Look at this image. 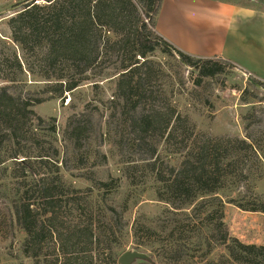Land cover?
<instances>
[{
  "label": "trees",
  "instance_id": "1",
  "mask_svg": "<svg viewBox=\"0 0 264 264\" xmlns=\"http://www.w3.org/2000/svg\"><path fill=\"white\" fill-rule=\"evenodd\" d=\"M36 1L20 2L22 8L7 19L6 25L10 41L21 52L41 53L38 75L45 82L44 87L21 95L11 92L7 84L0 86V152L6 143L13 150L8 159H0V165L11 161L14 173H18L15 178L28 189L19 194L13 206L16 224L25 234L24 257L32 259L33 264L117 262L108 223L95 220L91 206L78 197L77 191H70L63 184L60 152L53 147L56 139L46 142L39 137V132L55 136L54 120L45 121L32 110L49 100L63 102L81 84L101 77L106 69L101 64L114 60V92L110 101L114 112L110 117L118 116L122 135L124 127L127 130L120 144L131 143L147 158L142 168L158 185L157 200L168 206L165 223L136 225L134 234L146 232L157 264H264V247L231 237L223 220L226 204L244 212L264 214L263 196L257 197L258 202H241L227 191V182L235 177L229 171L234 164V145L243 153L252 151V145L196 134L160 88L154 91L163 71L150 57L156 52L173 57L196 74L195 86L225 75L235 66L220 57H193L162 38L156 31L162 0ZM245 1L263 11L259 6L264 5V0H257L258 6L254 0ZM110 34L116 39L106 36ZM23 67L14 52V70L0 77V81L16 84L19 76H24ZM26 71L30 73V68ZM248 80L264 90L262 81L252 75H248ZM86 111L71 117L63 132L77 154L91 134L100 131H93L90 122L95 109ZM29 142L35 143V154L23 149V144ZM161 143L166 153L180 157L177 166L159 161L156 154ZM35 174L39 175L35 178ZM28 178L31 187L27 185ZM235 178L247 180V175L240 171ZM93 182L97 191L104 192L103 200H107L112 183L117 180Z\"/></svg>",
  "mask_w": 264,
  "mask_h": 264
},
{
  "label": "rangeland",
  "instance_id": "2",
  "mask_svg": "<svg viewBox=\"0 0 264 264\" xmlns=\"http://www.w3.org/2000/svg\"><path fill=\"white\" fill-rule=\"evenodd\" d=\"M22 1L24 0H0V77L10 75L14 70V52L24 65V76H19L16 84L0 81V86L7 84L11 87V92L25 95L41 91L45 82L38 75L42 65L41 53L34 50L25 54L9 39L10 31L6 21L22 8L19 5ZM186 1L175 0L177 8L173 16L169 10L171 4L165 0V7L157 19L158 34L165 37H171L172 34L197 43L202 36L200 32L203 31L204 41L201 42L204 54H210L211 49L217 47V51L222 52V58L234 59L240 68L235 66L225 75L213 80H203L200 86H195L194 72L179 64L173 57L156 52L150 60L160 64L163 73L153 86L154 91L157 92L160 88L176 111L187 118L196 134L224 141H246L252 145L253 149L248 153H243L239 146L234 145V164L229 171L235 177L241 171L247 175V180L233 177V180L227 182V191H230L231 197L241 202H258L257 197H264V90L251 84L248 80L250 74L244 70L254 72L264 81V25L260 21H248L245 11L225 15L215 13L211 16L214 11L205 2ZM224 1L251 6L245 0ZM36 3L40 1L37 0ZM258 3L254 0L255 5ZM259 7L264 11V5ZM208 18L215 22V26L210 28L208 24L203 28L202 23H208ZM197 29L200 30L199 33ZM106 36L111 40L116 39L112 34ZM210 45L213 48L210 49ZM114 62L112 60L101 64L106 66L102 76L81 84L71 95H66L63 102L49 100L33 106L32 110L45 121L54 120L55 136L39 132V137L46 142L56 139L53 147L60 152L58 162L63 184L66 189L77 191L78 197L87 206H91L95 220L108 223L113 232L111 244L115 247L116 260L126 252H139L149 257L153 264H157L153 247H150L145 237L146 232L140 230L135 235L134 229L136 225L152 226V222H158L157 225L161 226V223L166 222L164 211L168 206L157 200L158 185L147 169L142 168L147 158L131 143L120 144L121 136H125L127 130L124 127L122 135L123 128L120 129L121 121L118 116L115 119L110 117L114 112L110 103L114 92L115 77L111 78L115 74ZM28 68L30 73L26 71ZM95 84L97 88L94 87ZM93 109L95 111L90 122L93 131H100L92 133L77 154L64 139V129L71 117H78L86 110L88 113ZM34 144L29 142L22 147L35 154ZM43 147L49 149V145L44 144ZM12 152L11 145L6 143L0 152V159H8ZM156 155L160 162L170 166H177L180 162L178 155L166 153L163 143L158 147ZM15 175L18 173H14L11 161L0 165V264H33L32 259L22 254L25 234L16 224L13 213L19 194L28 189L23 187L21 180L15 178ZM38 175L35 174V178ZM114 179L117 183H112L113 190L108 193L107 200H103L104 192L97 191L93 181L108 182ZM27 185H32L30 178L27 179ZM67 217L72 219L69 215ZM223 220L231 237L247 245L264 247V214L244 212L226 204ZM80 262L88 264L87 261ZM137 263L139 262L135 264Z\"/></svg>",
  "mask_w": 264,
  "mask_h": 264
},
{
  "label": "crops",
  "instance_id": "3",
  "mask_svg": "<svg viewBox=\"0 0 264 264\" xmlns=\"http://www.w3.org/2000/svg\"><path fill=\"white\" fill-rule=\"evenodd\" d=\"M167 1H169V3L171 4V8H169V10L172 12V14L174 16V10L177 8V6L174 5L175 0H167ZM193 2H195V1L194 0H187L186 1V3H193ZM196 2L197 3L205 2V4L208 6V8L210 10L214 11V12H212L211 16L215 13H220V14L225 15L226 13H229V12H239V11L244 12L245 11L248 15L247 16L248 21H260L261 24L264 25V11H257L252 6H245V5H242L240 3L239 4L238 3H232V2H227L224 0H196ZM164 7H165V0H162L161 10ZM175 18L178 19L177 17H175ZM178 21H180V19L177 20V22ZM208 24H209L210 28L212 25L215 26V22L211 18H208V23L206 21L203 22L202 27L203 28H204V26L207 27ZM156 25H157V22H156ZM198 28H200L199 24H198ZM198 31H200V30L197 29V32ZM202 32H200L202 36L199 37V39L197 40V43H195L193 41L183 40L182 38L174 37L172 34H171V37L169 35H168V37H165V35L161 34L162 35L161 37L164 38L171 45H173L174 47L179 49L180 51H182L186 54H189L193 57H196V58L220 57V58H222V56H223V55H221L222 52L217 51V47L213 48V45L209 46L210 49L213 48V49H211L210 54H204L203 50H205V49H203L204 45L201 42V41H204V35ZM223 53H224V51H223ZM223 59H225V58H223ZM225 60L231 62L234 66H238L234 59H225ZM242 70H244V69H242ZM244 71L249 72L250 75H252L256 79H258L264 83L263 79H261L260 76L256 75L254 72H251L250 70H244Z\"/></svg>",
  "mask_w": 264,
  "mask_h": 264
},
{
  "label": "water",
  "instance_id": "4",
  "mask_svg": "<svg viewBox=\"0 0 264 264\" xmlns=\"http://www.w3.org/2000/svg\"><path fill=\"white\" fill-rule=\"evenodd\" d=\"M136 262L153 264L149 257L139 252H126L117 260L118 264H135Z\"/></svg>",
  "mask_w": 264,
  "mask_h": 264
}]
</instances>
